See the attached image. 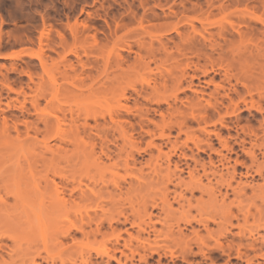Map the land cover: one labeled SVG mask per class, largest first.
I'll return each instance as SVG.
<instances>
[{
    "label": "rangeland",
    "instance_id": "1",
    "mask_svg": "<svg viewBox=\"0 0 264 264\" xmlns=\"http://www.w3.org/2000/svg\"><path fill=\"white\" fill-rule=\"evenodd\" d=\"M186 39L192 40L191 43H186ZM33 96L39 98L41 110L38 112L31 104ZM25 98L24 105L31 114L27 110L22 112L19 107ZM194 100L202 101L204 106L195 107L196 116L200 118L206 109L210 124L219 115H224L227 105L238 103L236 113L225 115L228 126L217 123L216 127L229 140L234 152H229L214 136L212 143L216 150L199 151L185 132L177 137V126L171 130L166 128V133L171 132V139L179 146L178 154L184 150L188 155L182 158V167L187 171L185 161L194 165L192 154L207 163L211 158L224 172L227 166L232 169L236 159L249 160L240 144L243 137L250 140L243 129L252 125L260 136L264 126V0H0V124L3 116H7L10 123L16 119H53L64 113L68 117L71 113L80 115L76 123L67 120L61 130L55 125L49 132L31 133L29 137L22 135L20 139L12 132L11 138L0 139V202L6 200L9 206L15 203L9 193L12 182L4 181L3 177L19 170L42 171L45 165H51L57 170L65 169L69 176L75 172V185L80 180L90 182L82 169L83 145L62 140L63 136L72 137L75 132L83 131L86 118L90 125L95 123L93 115L101 122L104 118L109 121L110 114L119 111L120 104H127L129 110L120 111L131 119L135 130L127 129L133 131L140 147L146 148L151 137L142 131L139 113L147 107L166 111L171 105L183 106ZM252 104L254 107L250 108ZM258 106L263 110L255 108ZM149 117L162 123L160 111L152 109ZM191 126L192 132L201 134L197 122ZM41 127H44L43 123ZM20 128L24 129V125L20 124ZM148 128L156 133L160 131L154 123ZM52 134L58 135L49 139L50 145L55 148L62 145L64 150L45 163L36 161V156L44 149L40 140ZM257 142L264 143V138ZM156 143L163 141L158 138ZM163 145L162 153L156 147L135 153L137 160L133 169L126 170L124 162L119 161L117 166L107 167L104 174L96 177L111 181L123 175L127 181L133 179L136 182L137 176L150 171L147 166L150 158L153 162L158 161L162 169L166 167L165 152L172 144ZM246 146L250 144L247 142ZM256 150L262 160L261 151ZM219 153L230 158L224 166L219 161ZM178 160V156L173 157L172 167ZM103 162L111 164L107 159ZM142 166L143 173L139 170ZM236 166L238 172H245L242 165ZM165 171L164 168L162 173ZM183 176L188 179L187 172ZM237 177L239 179V175ZM254 180L255 183L263 182L257 175ZM163 185L160 182L154 191H159ZM124 186L128 187V184ZM170 187L174 188L173 185ZM21 190H25V186ZM46 196L45 201L53 205L52 212L58 210L57 215L51 217L36 195L31 196L35 200L31 205L20 201V208L12 207L11 215H3L0 240L15 250L12 255L0 251L5 253L0 264H33V260L41 264H88L89 257V264H119L103 254L108 248L113 253L114 246L102 237L96 241L85 239L75 245L70 238L58 242L56 238L63 230L79 225L82 218H86L89 207L82 197L76 196L69 199L67 207L60 208L57 196L47 199ZM196 196L200 194L196 193ZM231 199L243 206H249L253 200L260 204L259 198H251L250 191L247 196L237 198L231 194ZM174 206L177 208L178 204L174 203ZM111 208L110 203L103 206L105 212ZM261 208L262 219L251 217L245 227L254 226L258 221L264 223V206ZM99 213L103 211L99 210ZM195 228L205 233L201 226ZM211 228H217V225L211 224ZM188 229L186 232L191 231L190 226ZM104 230L110 229L105 226ZM234 231L238 228H233ZM259 233L264 234V229L261 228ZM75 236L80 238L81 234L77 232ZM123 236L128 237L126 233ZM133 244L135 246L136 241ZM118 247L116 256L121 258L122 264L246 263L234 254L230 260L227 255L222 257L216 250L208 254L213 261L201 254L184 258L183 247L164 242L155 246L159 253L151 254L147 262H140L138 254L134 260L122 255V250L130 254V248L124 246L123 240ZM194 250L198 248L194 246ZM253 254L251 252V256ZM257 260L264 264L263 257H257Z\"/></svg>",
    "mask_w": 264,
    "mask_h": 264
},
{
    "label": "bare ground",
    "instance_id": "2",
    "mask_svg": "<svg viewBox=\"0 0 264 264\" xmlns=\"http://www.w3.org/2000/svg\"><path fill=\"white\" fill-rule=\"evenodd\" d=\"M191 41L186 39V43H191ZM249 93H251V90H249ZM26 101L27 99L25 98L19 106L22 112L27 110L26 105H24ZM31 104L36 112L41 110L37 96L32 97ZM207 104L211 105L210 102ZM195 107H204L202 101L194 100L183 106L171 105V108L166 111L156 107H147L140 112L139 125L142 131L151 137L147 142L146 148L140 147L139 142L136 141L133 133L135 126L131 119L125 117L120 111L122 109L127 110L129 108L127 104H120L119 111L110 114L109 121L104 118V121L101 122L97 115H93L95 123L90 125L86 118L83 123V131L75 132L72 137L63 136L62 140L70 141L74 144L80 142L83 145L81 157L84 158V162L82 163V169L86 171L85 177L90 182L80 180L79 184L75 185L77 181L75 172L69 176L66 174L65 169L57 170L51 165H45L41 169L42 171L33 169L30 172L23 170L11 172L3 178L6 182H12V188L9 193L14 197L15 203L9 206L6 200L0 202V211H3L0 212V220L6 216L4 214H10L12 207L20 208V201L24 205L34 203L35 200L31 199L33 195H36L38 200H42L41 205L45 206L51 217L57 215L58 210L52 212L51 208L53 205L51 202L47 203L44 196L47 195L46 199L51 198L50 196L53 195L57 196L60 208L67 207L69 199L78 196L82 197L88 204L89 208L86 210V218L83 217L79 225H72L63 230L56 238L58 242H61L62 238H70L75 245L85 239L96 241L99 237H102L106 243H111L114 246L113 253H110L108 248L103 251V254L107 255L109 259L117 260L119 264H122L121 258L116 256V251L119 249L118 245L121 240L124 241L125 247L130 248V254L122 250V255L126 259L134 260L136 254H138L140 262H147L151 254L159 253L158 248L155 246L159 242H164L183 247L184 258L188 255L201 254L205 258L209 257L212 260L211 255L208 254L216 250L217 253L218 251L220 252L218 254H221L222 257L227 255L229 260L234 254L238 259L245 260V264H259L257 257L264 258V234L259 233L261 228L264 229V223L258 221L249 228L245 227V224L251 217L259 216L260 219L263 217L261 207L264 206V143L258 144L257 141L260 138H264V126H262L263 134L260 136L252 125H248L247 129H243L250 140L247 141L246 137H243L240 144L243 152L248 156L249 160L247 161L250 162L247 163V161L236 159L235 163L245 168L244 173L238 172L236 164L232 166V169L227 166V171L224 172L222 168L219 169L215 165L211 158L209 163H207L197 158L194 154L191 156L194 161L193 166L188 161H185L186 171L181 163L182 158H186L188 155L184 150L178 154L179 146L176 141L171 139L172 133H166V128L171 130L174 126H177L179 129L177 137L182 132H185L187 139H192L195 148L199 151L207 148L212 149V151L216 150L212 143L214 136L224 148L229 150V152H234V147L230 146L229 140L223 137L221 130H217L216 127L217 123H220L222 127L228 126L225 115L236 113L238 103L234 102L227 105L224 115H219L217 120L211 124L207 122V110L204 109L200 118H198L195 114ZM253 107L254 105L252 104L250 108ZM216 108H218L217 105ZM255 108L259 111L263 110L261 106ZM152 109L157 112L160 111L162 123L155 122L149 117ZM188 109L191 112L188 113ZM27 112L31 114L29 109ZM79 118L80 115L75 116L74 113H71L68 117L64 113L62 117L55 115L53 119L49 117L25 121L16 119L9 123L7 116H3L0 124V139L4 138L7 140L11 138L12 132H15L16 139H20L22 135L29 137L31 133L49 132L55 125L58 130H61L67 120L70 123H76ZM194 122L199 124L200 135L191 131V124ZM42 123L44 125L43 128L41 127ZM150 123L159 126V133L148 128ZM20 124L24 125V129L20 128ZM128 127L133 131L130 132L127 129ZM185 127L187 128L186 130H184ZM57 135L43 136L40 142H42L44 149L40 155L36 156V161L45 163L64 150L62 145L55 148L49 143V139ZM140 135L143 134L141 133ZM158 138L163 143L157 144L156 139ZM247 142L250 144L249 147L246 146ZM168 143L172 145L170 150L165 152L166 167L162 169V165L158 161L153 162L150 158L147 164L150 171L146 175L137 176L138 180L136 182L133 179L127 181L126 176L123 175L114 177L111 181L96 177L98 174H104L107 167L117 166L119 161L124 162L126 170L133 169L136 167L137 160L135 153L139 154L141 151H146L152 147L158 148L159 152L162 153L163 144ZM256 148L261 151L262 160L258 156ZM191 149L193 151V148ZM174 156H178L179 160L175 161L172 167ZM220 156V163L222 166L226 165V160L230 158L226 154H220ZM105 159L110 160L111 164H103ZM164 168L166 170L165 174L162 173ZM139 170L143 173V166ZM184 172H187L188 179L183 176ZM238 175L239 179H237ZM256 175L263 179L262 183L254 182ZM244 177L246 178L245 180H243ZM250 178L251 180H249ZM204 179L207 181L205 182ZM160 182L164 185L161 189L159 188V191L155 190L158 193L154 191V188ZM125 183L128 184V187L124 186ZM171 185L174 188H171ZM24 186L25 190H21V187L23 188ZM249 191L251 192V198L260 199V204L253 200L249 206H243L235 204L234 199L229 200L231 194L234 198H237L247 196ZM196 193H199L200 196L197 197ZM187 194H190V196ZM194 200L196 201L195 203L193 202ZM105 203L112 205L110 211L105 212L103 210ZM174 203L178 204L177 208ZM129 207L131 208L130 211ZM99 210L103 211V213H99ZM91 211L93 213H90ZM195 224L201 226L205 233L202 234L201 229L195 228ZM211 224L217 225V228H211ZM119 225L125 228H118ZM157 225H160V227ZM105 226L110 230H104ZM189 226L191 231L186 232L185 229H188ZM235 227L238 228V231L233 232ZM132 229L133 232L136 231L134 232L135 234L131 231ZM77 232L81 234L80 238L75 236ZM124 233L128 237H124ZM134 241H136V245L138 244L137 246H134ZM194 246L198 248L197 251L194 250ZM2 250H5L7 255H12L15 249L10 245L2 244L0 240V251ZM140 250H143L144 253H141ZM251 252L254 253L252 256ZM4 254L0 252V261H4ZM171 256L173 257L174 254L172 253ZM218 258L220 259V257ZM90 261L89 257L87 263L89 264ZM33 264L41 263L33 260Z\"/></svg>",
    "mask_w": 264,
    "mask_h": 264
}]
</instances>
